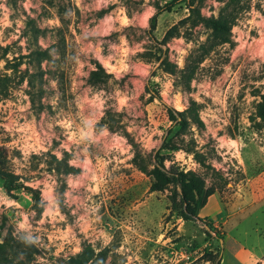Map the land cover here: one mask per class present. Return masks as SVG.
Wrapping results in <instances>:
<instances>
[{
    "label": "rangeland",
    "instance_id": "1",
    "mask_svg": "<svg viewBox=\"0 0 264 264\" xmlns=\"http://www.w3.org/2000/svg\"><path fill=\"white\" fill-rule=\"evenodd\" d=\"M152 1L0 0V150L18 177L9 191L0 178V264H264V0L238 3L223 44L207 19L228 0L158 15L154 40L174 27L160 44L168 65L144 55ZM147 83L176 110L198 105L203 127H174L177 149H159L170 122ZM158 149L210 190L201 207L185 214L178 191L173 206L172 183L150 190L132 159L150 170ZM52 155L79 171H57Z\"/></svg>",
    "mask_w": 264,
    "mask_h": 264
},
{
    "label": "trees",
    "instance_id": "2",
    "mask_svg": "<svg viewBox=\"0 0 264 264\" xmlns=\"http://www.w3.org/2000/svg\"><path fill=\"white\" fill-rule=\"evenodd\" d=\"M161 1H163V3H160ZM203 1L204 0H153L152 4L155 11L148 19L149 26L146 30V33L153 40L155 45L153 48H149L144 53L145 57L160 61V65H168V62L165 58V50L160 47V44L165 42L169 36V33L174 29V27L170 28V30L166 32L161 42L154 40L152 37V32L155 29L158 15L163 12H169L175 5L183 3L189 9L190 14L199 16L198 6ZM240 1L241 0H228L223 7L224 12H222V10L217 17H211L207 19V23L211 28V38L214 41V44H223L229 42L228 29L242 9V5L238 4ZM138 4L139 3H137V5ZM32 53L38 56V60L48 59L49 56L48 51L41 49H35ZM198 62L199 61L188 62L184 70L181 72L180 79L185 86H188L194 77ZM92 75H94V73H92ZM9 87V77L6 75L0 76V99L7 96ZM144 91L149 94L150 100L157 99L160 101V103L165 108L167 120L170 122L169 126L165 130V134L162 136V143L159 147L160 150L169 145L170 147L167 149H177L180 147L178 144L171 142V133L173 132L174 127H177L175 133L180 132L181 134H185L190 126H195L196 128L203 127V122L199 117V110L196 102L190 101L184 109L176 110L172 106L166 104L160 98L157 90L153 89L149 83L145 85ZM258 95L259 101L256 104L255 116L264 122V93ZM159 149L156 150L155 154L153 155V166L150 170H147V166L143 162V159L140 157L139 153H136L132 159L142 172L149 173L153 177L150 190H162L165 185L172 183L173 192L170 196V200L173 206L176 203L175 195L178 191L182 202L186 204V207L183 209L185 214L190 212L188 209L190 205L201 207L203 205V199L210 194V190H204L203 181L193 173H174L171 171V169H166L163 164V156L159 154ZM186 151L191 152L197 162H199L203 167L210 168L208 164H205L204 161L199 158L200 154L193 148H188ZM51 159L57 171H60L63 174H75L79 171L78 168L69 165L64 158L57 159L54 155H52ZM0 178L3 180L4 188L8 191L13 189L14 182L18 179L17 175L12 170L7 168L6 158L3 155L2 150H0ZM26 189H28L30 192H33L34 195L37 196V193L31 188L27 187ZM218 238L220 239V237ZM216 262L217 261H215V264Z\"/></svg>",
    "mask_w": 264,
    "mask_h": 264
}]
</instances>
